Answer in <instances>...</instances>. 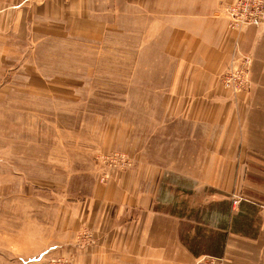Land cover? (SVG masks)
Segmentation results:
<instances>
[{
  "label": "rangeland",
  "instance_id": "1",
  "mask_svg": "<svg viewBox=\"0 0 264 264\" xmlns=\"http://www.w3.org/2000/svg\"><path fill=\"white\" fill-rule=\"evenodd\" d=\"M6 1L0 0V264H45L53 251L44 241L70 218L69 205L129 173L137 153L161 154L160 126L165 108H176L178 73L165 55L168 33L133 5ZM114 153L131 167L100 183L103 160ZM187 192L193 193L165 196L193 207L198 199Z\"/></svg>",
  "mask_w": 264,
  "mask_h": 264
},
{
  "label": "crops",
  "instance_id": "2",
  "mask_svg": "<svg viewBox=\"0 0 264 264\" xmlns=\"http://www.w3.org/2000/svg\"><path fill=\"white\" fill-rule=\"evenodd\" d=\"M23 1L39 0L6 2ZM53 1L74 9L85 2ZM90 1L98 8L112 0ZM233 1L121 0L168 33L163 45L178 73L176 108L163 114L161 154L137 153L129 173L69 205L66 227L62 222L44 241L53 251L49 258L193 264L213 256L264 264V23L231 32L222 11ZM234 53L252 58L250 87L240 95L220 83ZM173 177L194 187H177ZM188 190L198 199L193 207H177L165 196Z\"/></svg>",
  "mask_w": 264,
  "mask_h": 264
},
{
  "label": "built area",
  "instance_id": "3",
  "mask_svg": "<svg viewBox=\"0 0 264 264\" xmlns=\"http://www.w3.org/2000/svg\"><path fill=\"white\" fill-rule=\"evenodd\" d=\"M222 14L227 20V29L234 33H241L249 26L264 23V0H234L226 5ZM252 58L234 53L231 62L220 77L222 87L233 95H240L249 89ZM107 170L100 178V183H106L115 171L125 172L131 167L125 157L114 153L103 160ZM238 203L237 200L234 201ZM63 256L53 257L45 264H73ZM193 264H227L221 257L204 256L196 259Z\"/></svg>",
  "mask_w": 264,
  "mask_h": 264
}]
</instances>
